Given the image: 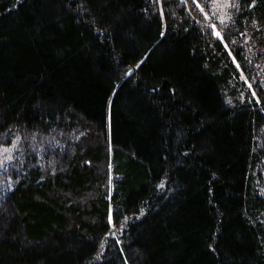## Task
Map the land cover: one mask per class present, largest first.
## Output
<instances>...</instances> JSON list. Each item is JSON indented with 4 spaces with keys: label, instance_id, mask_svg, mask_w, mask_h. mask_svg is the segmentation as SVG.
<instances>
[{
    "label": "trees",
    "instance_id": "trees-1",
    "mask_svg": "<svg viewBox=\"0 0 264 264\" xmlns=\"http://www.w3.org/2000/svg\"><path fill=\"white\" fill-rule=\"evenodd\" d=\"M210 1L0 0V264H264V0Z\"/></svg>",
    "mask_w": 264,
    "mask_h": 264
},
{
    "label": "rangeland",
    "instance_id": "rangeland-1",
    "mask_svg": "<svg viewBox=\"0 0 264 264\" xmlns=\"http://www.w3.org/2000/svg\"><path fill=\"white\" fill-rule=\"evenodd\" d=\"M210 2L208 11L205 12L207 15H205V13L202 14V22L209 26H216L215 22H213L214 20L219 22H221L222 19L224 22L230 20L231 15L228 6L230 5L229 0H211ZM214 31H219V29L215 27ZM16 150V140L12 141L8 145L0 146V161H2V163H0V168L7 165L13 159Z\"/></svg>",
    "mask_w": 264,
    "mask_h": 264
},
{
    "label": "snow or ice",
    "instance_id": "snow-or-ice-1",
    "mask_svg": "<svg viewBox=\"0 0 264 264\" xmlns=\"http://www.w3.org/2000/svg\"><path fill=\"white\" fill-rule=\"evenodd\" d=\"M194 2L196 3V6L200 8L201 11L204 10V9H203V6L200 5L199 0H194ZM228 6H231V5H228ZM205 15H207V13H205ZM221 22L223 23L224 20L222 19ZM215 27H216L215 25H212V28H213V29H215ZM161 35H163V33H161ZM215 35H217V36L220 37L221 39L223 38L222 35H221V33H220L219 31H216V32H215ZM242 35H243V34H242ZM249 87H251V85H249ZM253 95H255V93H253ZM18 139H19V138H18ZM0 163H2V161H0ZM109 222H111V216L109 217Z\"/></svg>",
    "mask_w": 264,
    "mask_h": 264
}]
</instances>
